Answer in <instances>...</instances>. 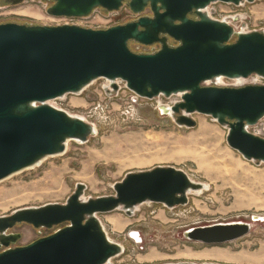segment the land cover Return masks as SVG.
<instances>
[{
  "label": "water",
  "instance_id": "obj_1",
  "mask_svg": "<svg viewBox=\"0 0 264 264\" xmlns=\"http://www.w3.org/2000/svg\"><path fill=\"white\" fill-rule=\"evenodd\" d=\"M258 1L264 0H52L46 9L52 17L85 18L95 9L118 11L124 2L134 15L149 8L151 16L106 29L0 24V181L62 155L68 141L86 143L95 135L94 126L49 102L80 94L100 79L113 91L119 88L117 81L123 82L141 99L178 95L180 101L171 108L160 106L162 114L176 115L175 124L186 128L196 125L191 114L209 116L227 127L230 149L247 162L264 163V138L248 130L264 117V85H216L220 78L264 79V32H236L206 13L214 3L240 6ZM131 42L157 44L159 49L137 54L130 50ZM85 188L75 184L64 204L20 208L0 216V264H110L123 250L108 239L97 215L122 211L131 216L145 203L167 209L185 206L188 195L204 187L181 170L158 166L127 173L107 197L84 200ZM250 222L264 218L252 216ZM20 224L51 233L19 246L21 235L12 229ZM250 230V223H216L190 228L181 236L222 245Z\"/></svg>",
  "mask_w": 264,
  "mask_h": 264
},
{
  "label": "rangeland",
  "instance_id": "obj_2",
  "mask_svg": "<svg viewBox=\"0 0 264 264\" xmlns=\"http://www.w3.org/2000/svg\"><path fill=\"white\" fill-rule=\"evenodd\" d=\"M51 4L27 0L13 5L0 0V24H67L70 18L47 15ZM206 13L226 21L236 32H264V1L240 6L214 3ZM137 17L123 5L113 12L95 9L87 19L72 21L86 28L106 29ZM129 48L137 54H148L157 51L159 45L131 42ZM221 82L238 85L236 80ZM241 83L264 85V79L251 76ZM116 84L119 88L113 91L107 80L100 79L80 94L49 102L91 124L96 133L86 143L68 141L62 155L46 158L38 166L0 181V216L20 208L64 204L77 183L86 187L84 200L107 197L114 194L113 184L129 172L173 167L205 188L192 192L185 206L167 209L145 203L138 205L131 216L122 211L97 215L108 239L123 247L110 264H264V222H250L252 216L264 217V163L247 162L230 149L225 140L227 127L209 116L191 114L196 125L186 128L175 124V115L162 114L160 106L172 105L179 100L178 95L141 99L123 82ZM248 130L264 138V117ZM232 222L250 223L251 230L245 237L222 245L190 242L181 236L190 228ZM23 225L12 229L21 235L16 243L19 246L51 233Z\"/></svg>",
  "mask_w": 264,
  "mask_h": 264
},
{
  "label": "built area",
  "instance_id": "obj_3",
  "mask_svg": "<svg viewBox=\"0 0 264 264\" xmlns=\"http://www.w3.org/2000/svg\"><path fill=\"white\" fill-rule=\"evenodd\" d=\"M93 13V12H92ZM91 15V14H90ZM89 15V16H90ZM88 16V17H89ZM88 17H85V18H81V19H87ZM73 19H76V18H70V21L69 22H67V24H75V25H78V24H76L75 22H73L72 20ZM82 27H84V26H82ZM225 78H223L222 80H224ZM226 80H228V79H226ZM228 81H234V80H228ZM206 85H212V83L210 84V83H207ZM216 85H218V86H223V87H238L239 85H236L235 83H233V84H223V83H220V84H217V82H216ZM180 101V98H179V100L178 101H176V102H179ZM176 102H174L172 105H170V106H167L168 108H171L172 106H174V104L176 103Z\"/></svg>",
  "mask_w": 264,
  "mask_h": 264
},
{
  "label": "bare ground",
  "instance_id": "obj_4",
  "mask_svg": "<svg viewBox=\"0 0 264 264\" xmlns=\"http://www.w3.org/2000/svg\"><path fill=\"white\" fill-rule=\"evenodd\" d=\"M222 79H223V78L218 79V80L216 81L217 84L222 83V82H221ZM244 80H245V79H239V80H236V81L238 82V85H239V86H242L243 84H242L241 82H243ZM234 81H235V80H234ZM94 129H95V128H94ZM204 131H205V130L202 129L201 132L204 133ZM95 133H96V130H95ZM202 135H203V134H202ZM200 136H201V135H200ZM198 137H199V136H197V138H198ZM211 137H212V136H211ZM214 137H215V136H214ZM197 138L195 139V141L197 140ZM205 138H207V137L205 136ZM203 140H204V138H203ZM214 140H215V139H214ZM214 140H213V141H214ZM196 142H197V141H196ZM196 142H195V143H196ZM202 142H204V141H202ZM206 142H207V141H206ZM202 144H203V143H202ZM214 150H215V149H214ZM170 158H171V157H170ZM38 165H39V164H38ZM38 165H36V166H38ZM36 166H34V167H36ZM32 168H33V167H32ZM203 187L205 188L204 185H203ZM37 195H38V194H37ZM188 196H189V195H188ZM258 217H260V218H264V217H261V216H258ZM133 236L135 237V239H139V235H137V234L134 235V234H133ZM121 247H122V246H121ZM122 250H123V247H122ZM122 252H123V251H122Z\"/></svg>",
  "mask_w": 264,
  "mask_h": 264
},
{
  "label": "flooded vegetation",
  "instance_id": "obj_5",
  "mask_svg": "<svg viewBox=\"0 0 264 264\" xmlns=\"http://www.w3.org/2000/svg\"><path fill=\"white\" fill-rule=\"evenodd\" d=\"M11 1H12V0H8L9 3H11ZM24 1H27V0H24ZM24 1H23V2H24ZM46 1L52 3V0H46ZM124 5H126L125 2H124ZM150 16H151V12H150L149 8H145V10H144V12L142 13V15H140V16H138V17H150ZM138 17H137V18H138ZM192 18H193V17H192ZM168 41H172V40L168 39ZM175 117H176V115H175Z\"/></svg>",
  "mask_w": 264,
  "mask_h": 264
},
{
  "label": "crops",
  "instance_id": "obj_6",
  "mask_svg": "<svg viewBox=\"0 0 264 264\" xmlns=\"http://www.w3.org/2000/svg\"><path fill=\"white\" fill-rule=\"evenodd\" d=\"M23 226H26V228H30V226H28V225H25V224H24ZM26 231H27V230H26Z\"/></svg>",
  "mask_w": 264,
  "mask_h": 264
}]
</instances>
